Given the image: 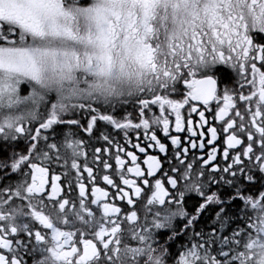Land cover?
I'll use <instances>...</instances> for the list:
<instances>
[{
    "label": "snow or ice",
    "instance_id": "6c2138e0",
    "mask_svg": "<svg viewBox=\"0 0 264 264\" xmlns=\"http://www.w3.org/2000/svg\"><path fill=\"white\" fill-rule=\"evenodd\" d=\"M0 142V264H264V0H0Z\"/></svg>",
    "mask_w": 264,
    "mask_h": 264
},
{
    "label": "flooded vegetation",
    "instance_id": "af4514ba",
    "mask_svg": "<svg viewBox=\"0 0 264 264\" xmlns=\"http://www.w3.org/2000/svg\"><path fill=\"white\" fill-rule=\"evenodd\" d=\"M218 68L220 69V71L217 72V77L220 78L223 83H221L220 87L223 88L225 84H230V79L232 76L231 70L228 69L226 66L224 65H218ZM181 87H183V85H181ZM26 94V93H25ZM109 112H111V109L109 110ZM185 116H187V109H185L184 111ZM84 114L81 113V116H83ZM116 116L118 119H122L125 116H130L134 122H138V109H135L133 107V104H128L126 107H118V110L116 112ZM209 119H211V117H208ZM193 119L198 120L199 117L197 114H193ZM83 123L86 125L87 120L85 119L83 121ZM75 131V130H74ZM142 129H141V133H142ZM101 133H108L111 135V137L115 140H117L119 143H121L122 145L125 144V136H124V132L123 131H119L116 130L114 128H112L110 125L106 124L105 122H98L97 126L94 129V135H92L91 137L88 136V134L86 133H81L85 142L86 143H90V149L95 148V147H104L106 146L104 144V142L102 140H99V137L101 135ZM181 135H187V133H182ZM130 138H131V142L132 144H135L137 142L136 139V132L135 131H131L130 132ZM99 140V142H97ZM23 143V142H21ZM141 143H143L141 141ZM115 146H113L114 148ZM128 150H133L131 148V145L127 146ZM19 150V149H17ZM11 151V149L6 148L4 146V144L2 142H0V159H3L4 156L9 153ZM148 154H156V150L153 149H149L148 150ZM201 153L197 152V156H199ZM138 156L140 157V162L142 163L143 158H144V154H140L138 153ZM221 161L223 159L222 157V152H221V157H220ZM221 167H223V163L221 162ZM165 169L167 170V165H165ZM62 171V170H61ZM56 174H60V173H56ZM63 178V177H62ZM12 181H5V183H9ZM67 184V181H65V186ZM225 191L224 188H221V192ZM229 194H231V191H229ZM226 198V197H225ZM199 199V197L195 194V193H188L186 194V200H185V207L188 211H192L193 210V205L196 203V201ZM233 209L236 210L238 207H242V204L237 201L235 204L232 205ZM213 213L211 211L206 212L203 216L200 217V222L197 225V229H203L205 231L209 230V225L212 224L213 222ZM237 215H239V213L237 212ZM174 227L176 230H179L180 228L183 227V219L181 217H177L175 218V220L173 221ZM160 234H164L163 240H161V242L164 241H168V237L171 235V232L168 229H161L159 230ZM165 239V240H164ZM183 237L179 240H176L174 244H172V250L176 251V249L179 247V245L183 242ZM171 243V241H169Z\"/></svg>",
    "mask_w": 264,
    "mask_h": 264
},
{
    "label": "trees",
    "instance_id": "16d2710c",
    "mask_svg": "<svg viewBox=\"0 0 264 264\" xmlns=\"http://www.w3.org/2000/svg\"><path fill=\"white\" fill-rule=\"evenodd\" d=\"M164 234H160V236L158 237L159 239L163 240ZM165 240V239H164Z\"/></svg>",
    "mask_w": 264,
    "mask_h": 264
}]
</instances>
